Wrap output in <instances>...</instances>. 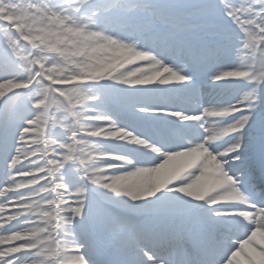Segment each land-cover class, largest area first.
Listing matches in <instances>:
<instances>
[{
	"label": "snow or ice",
	"instance_id": "obj_1",
	"mask_svg": "<svg viewBox=\"0 0 264 264\" xmlns=\"http://www.w3.org/2000/svg\"><path fill=\"white\" fill-rule=\"evenodd\" d=\"M0 264H264V0H0Z\"/></svg>",
	"mask_w": 264,
	"mask_h": 264
}]
</instances>
